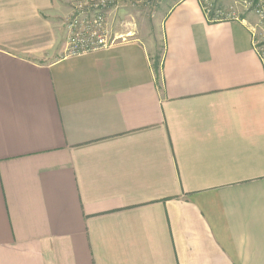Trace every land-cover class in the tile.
<instances>
[{
    "label": "crops",
    "instance_id": "1",
    "mask_svg": "<svg viewBox=\"0 0 264 264\" xmlns=\"http://www.w3.org/2000/svg\"><path fill=\"white\" fill-rule=\"evenodd\" d=\"M74 0H0V264H264V66L247 19L164 18L65 55Z\"/></svg>",
    "mask_w": 264,
    "mask_h": 264
},
{
    "label": "rangeland",
    "instance_id": "2",
    "mask_svg": "<svg viewBox=\"0 0 264 264\" xmlns=\"http://www.w3.org/2000/svg\"><path fill=\"white\" fill-rule=\"evenodd\" d=\"M179 0H74L62 18L64 30V54L69 52L70 24L79 20L85 27L87 14L103 11L106 31L110 37L123 38L125 35L143 39L153 58L164 54V18L169 9ZM215 14L214 20L230 19L233 13L239 19H247L252 32L264 40V21L258 10L264 8V0H200ZM93 16V15H91ZM91 16H89L91 18ZM94 18V16H93ZM85 20V21H84ZM81 26V24H79ZM74 29V27H73Z\"/></svg>",
    "mask_w": 264,
    "mask_h": 264
},
{
    "label": "built area",
    "instance_id": "3",
    "mask_svg": "<svg viewBox=\"0 0 264 264\" xmlns=\"http://www.w3.org/2000/svg\"><path fill=\"white\" fill-rule=\"evenodd\" d=\"M201 5L207 17L211 18V10L208 8V6H206L204 2H201ZM87 13L81 12V15L84 14L86 16L84 18L87 21V25L85 27L83 26V23L79 22V20H75L70 24L71 34L68 42L70 53H68L67 55H78L90 51L108 48L115 44L119 39V37L112 38L108 35L103 19V11H96L94 13H91L90 15ZM258 13L264 21V8L258 10ZM91 15H93L94 18ZM89 16H91V18ZM237 19V16H235L233 13H230V19L221 20ZM79 24H81V26H79ZM262 36L264 35L262 34ZM252 38L254 46L258 51L264 66V40H260L255 31L252 32Z\"/></svg>",
    "mask_w": 264,
    "mask_h": 264
},
{
    "label": "trees",
    "instance_id": "4",
    "mask_svg": "<svg viewBox=\"0 0 264 264\" xmlns=\"http://www.w3.org/2000/svg\"><path fill=\"white\" fill-rule=\"evenodd\" d=\"M215 12L214 11H211L210 13V17L209 18L210 20L213 19L212 17L214 16ZM211 21H214V20H211ZM150 59L152 61V67H153V70L156 74V78L157 80H160L161 78V73H162V67H163V56H157L155 58H153L150 54Z\"/></svg>",
    "mask_w": 264,
    "mask_h": 264
}]
</instances>
